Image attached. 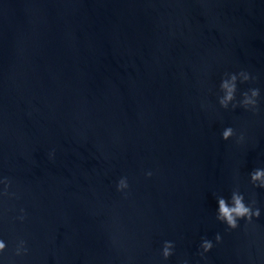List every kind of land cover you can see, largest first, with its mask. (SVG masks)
I'll use <instances>...</instances> for the list:
<instances>
[{
  "label": "water",
  "instance_id": "water-1",
  "mask_svg": "<svg viewBox=\"0 0 264 264\" xmlns=\"http://www.w3.org/2000/svg\"><path fill=\"white\" fill-rule=\"evenodd\" d=\"M253 88L255 111L239 105ZM254 169L264 0H0V264H264ZM235 189L260 216L229 229L217 197Z\"/></svg>",
  "mask_w": 264,
  "mask_h": 264
},
{
  "label": "clouds",
  "instance_id": "clouds-1",
  "mask_svg": "<svg viewBox=\"0 0 264 264\" xmlns=\"http://www.w3.org/2000/svg\"><path fill=\"white\" fill-rule=\"evenodd\" d=\"M224 79H222L220 84V90L223 95L219 99V104L221 107L227 109L229 104L236 99L237 91V80L239 79L241 83L247 82L251 78L248 73L241 71L239 74H225ZM260 95V90L258 88L249 89L248 91L242 93V100L239 102V105L245 109L251 108L252 110L257 109V100ZM237 105L233 104V108ZM234 135V130L231 127L226 128L222 132V139L227 141ZM240 140H243V136L239 137ZM147 176H151V172L146 173ZM250 182L255 186L261 189H264V169H254L250 174ZM0 184L4 185V189L0 192L2 196H9L8 188L11 186V181L5 177L0 179ZM128 188V183L126 178H121L117 184V190L122 191ZM14 195V194H11ZM217 215L216 219L227 225L229 229H236L238 221L240 219H245L248 223H251L253 217L259 218L260 209L254 207L256 201L253 200L251 203H245V197L238 189H235L231 193L230 203L224 197H217ZM21 215L18 217L19 220L23 221L26 216L24 210L21 209ZM221 236L219 233L216 234L215 240L217 243L221 242ZM25 241L20 240L16 248V255L19 256L22 253H27V248L25 246ZM202 252L200 255L203 257L204 253L209 252L213 248V243L207 238L202 239L200 245ZM6 249V244L3 240H0V253H3ZM174 244L170 241H165L162 248V256L167 260L171 255H173ZM184 264H187V261H184Z\"/></svg>",
  "mask_w": 264,
  "mask_h": 264
}]
</instances>
